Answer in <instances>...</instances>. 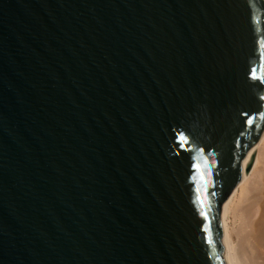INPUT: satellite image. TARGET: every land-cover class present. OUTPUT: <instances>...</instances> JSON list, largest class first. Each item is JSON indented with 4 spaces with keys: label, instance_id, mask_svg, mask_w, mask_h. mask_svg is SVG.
Masks as SVG:
<instances>
[{
    "label": "water",
    "instance_id": "95a60500",
    "mask_svg": "<svg viewBox=\"0 0 264 264\" xmlns=\"http://www.w3.org/2000/svg\"><path fill=\"white\" fill-rule=\"evenodd\" d=\"M261 97L264 0H0V264H225Z\"/></svg>",
    "mask_w": 264,
    "mask_h": 264
},
{
    "label": "bare ground",
    "instance_id": "6f19581e",
    "mask_svg": "<svg viewBox=\"0 0 264 264\" xmlns=\"http://www.w3.org/2000/svg\"><path fill=\"white\" fill-rule=\"evenodd\" d=\"M220 215L225 264H264V129Z\"/></svg>",
    "mask_w": 264,
    "mask_h": 264
},
{
    "label": "snow or ice",
    "instance_id": "6c2138e0",
    "mask_svg": "<svg viewBox=\"0 0 264 264\" xmlns=\"http://www.w3.org/2000/svg\"><path fill=\"white\" fill-rule=\"evenodd\" d=\"M252 78H254V77H252ZM261 99H264V97H261ZM248 123H251V120H249Z\"/></svg>",
    "mask_w": 264,
    "mask_h": 264
}]
</instances>
